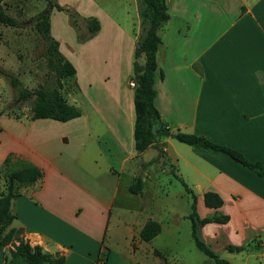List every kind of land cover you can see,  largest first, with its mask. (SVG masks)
<instances>
[{
    "label": "crops",
    "instance_id": "0c3cea01",
    "mask_svg": "<svg viewBox=\"0 0 264 264\" xmlns=\"http://www.w3.org/2000/svg\"><path fill=\"white\" fill-rule=\"evenodd\" d=\"M165 1L169 19L158 30L155 98L162 118L172 131L205 135L264 166V0ZM134 14L131 26L112 18L108 26L100 21V31L85 42L78 41L76 29L68 39L53 34L76 68L77 87L64 96L81 109L80 117L61 122L0 116L6 173L39 170L35 181L14 183L18 228L32 246L64 251V264H190L185 229L190 226L192 236V223L186 220L184 229L181 217L146 200L148 180L168 196L172 175L195 193L201 218L205 192L223 198L218 211L229 221L200 226L202 231L211 227L206 242H217L225 229L240 242H224L222 249L254 241L257 247L240 252L257 255L253 251L264 248V176L224 152L172 136L142 153L135 150L130 82L140 38L139 0ZM159 150L163 156L149 163ZM139 174L142 196L129 190ZM149 220L161 230L146 241L140 233ZM118 242L126 251L107 246ZM261 256L263 264L264 252Z\"/></svg>",
    "mask_w": 264,
    "mask_h": 264
},
{
    "label": "trees",
    "instance_id": "16d2710c",
    "mask_svg": "<svg viewBox=\"0 0 264 264\" xmlns=\"http://www.w3.org/2000/svg\"><path fill=\"white\" fill-rule=\"evenodd\" d=\"M146 5L145 13L147 15V26L144 34L139 38L134 49L133 74L131 79L134 80V108H135V123H134V145L137 153H142L150 146L157 145L165 137L172 136L177 140L203 148H209L228 154L235 161L241 163L261 176H264V166L260 162H252L248 160L240 151L229 146L217 143L205 135H199L192 132H186L181 129L172 131L166 121L162 118L160 111L155 105L157 95L156 82L157 74V51L161 44L158 30L160 26L169 19L167 12V4L165 0H142ZM4 0H0V22L9 26H18L17 18L8 14L3 6ZM53 7L62 9L58 3L49 1L47 9L36 14V28L39 34L46 42L45 58L47 66L54 74L55 81L52 85H41L35 89H29L22 86L19 91V104L11 106V109H16L23 106L25 103L31 102L28 117L31 120L39 118H50L57 121L65 122L71 119L80 117L82 111L79 107L71 104L64 96L65 80H74L75 82L76 68L61 52L59 41L53 35L51 30V13ZM74 13V21L78 27L79 18L78 12ZM86 33H77L78 41L85 42L93 38L101 29V22L95 16L85 17ZM144 56V62L140 63L139 58ZM0 74L9 78L12 85L21 84L20 79L13 73L0 67ZM162 75V74H161ZM63 90V91H62ZM0 111V116L3 114ZM163 156L161 150L159 155L153 158L149 163L156 162ZM143 167L147 163L141 164ZM39 170L35 167H28L21 170L11 171L6 173L8 181V190L0 197V226L7 224L13 216L10 213V204L13 197L14 183L16 180L29 179L33 180L37 177ZM186 191L191 195V212L188 218L192 223V237L196 247L201 250L209 258L213 259L217 264H229V262L220 257L206 242L202 241L198 235L200 226L211 222L227 223L229 216L218 211L223 205V198L214 191H207L204 194V202L207 207L216 209L215 214L210 217L201 218L197 208V197L195 193L183 183ZM143 175L139 174L133 178L129 186L130 192L138 195H143ZM161 230L158 222L149 220L141 230L143 240H150L156 236ZM14 232V230H13ZM18 233V231H16ZM15 233V232H14ZM252 245L233 246L228 245L230 251H244ZM20 258L24 264H64L65 256H57L53 253L43 251L39 245L31 247L30 243L22 242L19 247Z\"/></svg>",
    "mask_w": 264,
    "mask_h": 264
},
{
    "label": "rangeland",
    "instance_id": "374dc122",
    "mask_svg": "<svg viewBox=\"0 0 264 264\" xmlns=\"http://www.w3.org/2000/svg\"><path fill=\"white\" fill-rule=\"evenodd\" d=\"M49 1L58 3L62 6V9L53 7L51 13V21L53 25V34L60 35L64 39H68L71 34V28L75 31L86 33L85 17L93 15L104 23L105 26L109 25L110 18L114 19L120 24L131 26L133 23L134 12V0H4L3 6L7 13L17 18L18 26L13 27L0 22V67L13 73L20 79L21 84L12 85L9 78L0 74V111L4 112V115L11 116H23L28 114L31 102L25 103L23 106L11 109V106L19 104V91L22 86L29 89H35L41 85L49 86L54 83L55 78L51 70L47 66L45 58L46 42L39 34L36 28L35 15L41 11L47 9ZM146 5L142 0H139V11L141 18V26H139L140 37L144 34L148 20L145 13ZM78 12L81 16L79 18L78 27L75 25L74 13ZM62 47L65 49L66 44L63 43ZM134 81L131 79V82ZM74 80H65L64 88L72 90L74 86ZM130 82V85H131ZM132 86V85H131ZM134 87V86H133ZM63 91V90H62ZM28 168V167H27ZM6 168L0 160V197L5 195L8 190V181L6 177ZM11 172V171H9ZM171 175V174H170ZM154 178H159L155 173ZM161 179H167L165 175H160ZM129 178V173L124 175V181ZM29 179L16 180V183L33 182ZM173 181L168 196H165L163 189H157L156 191L151 187V181L148 180V187L146 190L147 202L154 208L159 206L166 208L172 215H178L185 222L189 220V213L191 212L192 199L186 192L182 183L174 176H170ZM13 197L10 204V213L13 218L4 225L0 226V264H24L20 258L19 247L22 242H28L24 236L23 231L18 228L16 224L15 208L12 206L13 199L15 197V190L13 189ZM157 194V196H156ZM130 202H127L125 207H128ZM204 206V205H203ZM203 218L210 217L212 213L210 207L204 206L201 210ZM217 223V222H211ZM14 230V232H13ZM18 231V233L16 232ZM185 242L190 244L191 250L189 256L190 264H203V259L207 260V264H217L213 259L205 255L199 250L192 239L191 227L185 229ZM200 232V235H199ZM211 233V227L202 231L198 230L200 239L204 242L208 241ZM227 230L222 229V237L219 240L213 242H206L220 257L226 259L231 264H262L261 254L264 252V248H260L258 251H253L257 255H250L247 252H232L228 249H222L224 242L239 243L240 240L237 237H227ZM29 243V242H28ZM210 243V244H209ZM252 247H257L254 241L249 242ZM31 245V244H30ZM36 246V245H35ZM107 246L113 247L118 252L126 251L124 246L118 243H110ZM251 246V245H250ZM249 246V247H250ZM31 247H34L31 245ZM45 251V250H43ZM48 252V251H45ZM189 252V251H188ZM188 252H184L185 255ZM50 253V252H49ZM57 256H66L65 252L55 253ZM182 259V256H179ZM184 258V254H183ZM211 261V262H210ZM264 264V263H263Z\"/></svg>",
    "mask_w": 264,
    "mask_h": 264
},
{
    "label": "built area",
    "instance_id": "2783aa9c",
    "mask_svg": "<svg viewBox=\"0 0 264 264\" xmlns=\"http://www.w3.org/2000/svg\"><path fill=\"white\" fill-rule=\"evenodd\" d=\"M131 85H132V86H135V82H134V81H132V82H131Z\"/></svg>",
    "mask_w": 264,
    "mask_h": 264
}]
</instances>
